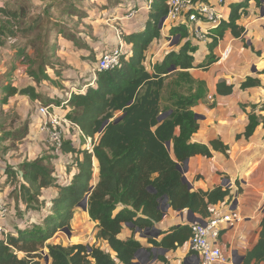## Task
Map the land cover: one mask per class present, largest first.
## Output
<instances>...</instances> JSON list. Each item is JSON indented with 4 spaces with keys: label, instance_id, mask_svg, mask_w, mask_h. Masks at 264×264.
Segmentation results:
<instances>
[{
    "label": "trees",
    "instance_id": "16d2710c",
    "mask_svg": "<svg viewBox=\"0 0 264 264\" xmlns=\"http://www.w3.org/2000/svg\"><path fill=\"white\" fill-rule=\"evenodd\" d=\"M249 1L234 4L228 19L209 28L212 40L208 42L210 54L206 62H196L198 46L188 39V29L178 24L169 28L167 36L173 47L149 69L146 66L148 48L162 37L160 24L168 13V0H151L143 28L122 34L123 40L132 44V53L121 56L118 68L98 71L94 85L86 82V92L73 93L68 100L72 107L68 117L79 124L86 135L100 133L94 154L77 150L70 142L65 143V152L83 155L81 160L77 158L78 171L71 182H58L52 155L23 161L17 169L5 166L6 181L19 182V188L15 190L19 191L18 201L24 203L26 211L40 210L41 205H45L46 201L41 200L43 188L56 187L58 195L52 198V205L44 211L40 222L29 221L16 226L15 232H10L6 241L0 242V264H41L43 247L48 248L51 257L47 264H136L143 250L151 252L153 247L176 250L191 239V222L172 225L166 231L155 228L166 214V205L175 211L190 210L206 220L211 216V205L232 200L233 194L227 187L194 190L183 180L180 167L195 155L210 158L213 151L228 154L229 145L220 138L208 144L191 140L199 130L194 107L208 94L206 82L193 78L191 70L208 69L218 60L214 50L227 31L235 37L244 34L245 27L238 21L248 14ZM255 1L258 7L264 4L263 0ZM29 15V10L22 4L0 6V44L3 38L33 28L36 21L31 23L32 26H23ZM60 32L65 35L63 30ZM26 61L29 62L28 73L35 83L53 81L45 61L39 62L36 68L37 62L33 58L28 56ZM172 68L175 70L170 71ZM256 86H261V81L251 76L241 83L242 89ZM233 87L220 81L217 92L229 94ZM0 90L3 95L0 106L17 94L28 96L32 101L41 99L36 87L30 84L17 87L9 81L0 86ZM166 91L168 96L165 98ZM51 101L47 99L44 103ZM247 114L244 135L248 138L255 132L260 119L252 111ZM106 121L110 122L102 129ZM262 124L264 126V118ZM95 163L99 179L97 174V184L91 190ZM89 192L87 211L91 220L97 223L96 238L107 241L111 251L91 243L47 244L46 241L59 229H71L73 213ZM124 225L132 230L131 237H119ZM154 230L159 236H147L148 246L135 237L137 232ZM158 259L163 264L169 263L164 255H158ZM262 263L264 216L259 239L243 261V264Z\"/></svg>",
    "mask_w": 264,
    "mask_h": 264
},
{
    "label": "crops",
    "instance_id": "0c3cea01",
    "mask_svg": "<svg viewBox=\"0 0 264 264\" xmlns=\"http://www.w3.org/2000/svg\"><path fill=\"white\" fill-rule=\"evenodd\" d=\"M148 1L149 0H146L145 3H148ZM243 1L244 0H227L226 4L221 6L219 10L225 14V19H228L232 6ZM7 3H11V0L2 1L0 6H4ZM144 5L143 7H145ZM263 7L264 4L262 7H258L255 0H250L247 8L248 14L238 21L240 25L245 27L244 34L241 37H235L230 30L227 31L224 37L219 40L218 46L214 50L218 60L208 69L203 70L201 68H194L191 70L193 78L205 81L208 89L207 96L194 107V111L199 119V130L193 135L191 140L208 144L211 140L220 138L225 144L229 145V151L228 154L220 151H213V156L210 158L202 155L192 156L187 161V171L184 172L183 175L187 178L194 190L212 189L216 186L230 188L231 193L233 194L232 200L229 201L227 199L224 202L211 205V216L206 219L221 217L228 214L230 211H235L239 214L240 219L236 221L233 226L226 223L221 224L218 236L211 239L215 245L223 250L229 264H234L232 261V253L237 252L240 256H245L248 250L257 243L259 239L260 222L264 216V126L262 124V119L264 118V109H262V106H264V16L261 14V9ZM146 11L147 10H143V15L140 14L138 17H116L122 21V24H119L123 30L122 34H130L133 31L142 29L145 19L147 18L148 12ZM145 14L146 17H143ZM65 25L71 26L70 24ZM212 26L213 25L203 24V27L207 28L208 31ZM170 27L163 25L162 36L168 38L167 36ZM165 29L166 33L164 32ZM97 31L98 30L94 33H86L84 31L79 33V36L76 33V36L72 38L65 37L61 34L59 43L63 49L66 48L65 50H68L69 52L75 51V48L79 49V51L76 52L78 57L74 58L68 56L66 60L78 64L76 67L81 65L84 69V64H86V62H92L91 55L97 57L99 52L104 48L114 47L120 43L117 38V33L116 35L109 34V37H104L105 39H100V41L97 37ZM112 32L114 34L113 30ZM91 33L93 36L89 35ZM188 39L194 45L198 46V50L195 53L196 62H206L210 54L208 42L212 40V36L208 34L205 39L198 40L189 34ZM90 40L92 43H90ZM123 43L129 52L128 54H131L132 44H129L126 41H123ZM227 49H230L228 55L225 58L221 57ZM163 57L160 60H162ZM95 62L93 63L94 65ZM91 75V72L88 71L87 77H90ZM51 76H53V74H51ZM80 76H82L81 73ZM248 76L260 79L261 86L242 89L241 83L245 81ZM74 77H77V75ZM86 79L87 78H84L83 80L85 83ZM220 81H225L228 85L232 84L234 86L233 92L229 94H219L217 92V84ZM46 82L47 81H44V83ZM44 83L41 82L40 84H37L33 80L31 81V84L37 87V91L47 97L45 100H53L48 102L45 106L51 104L63 106V109H60L59 111L66 114L71 112L72 107L69 105L68 100L73 93H76L74 86L69 91H65V93H60L58 91V93L49 92L46 94V85ZM55 89L59 90L58 88ZM59 93L60 96H58ZM252 105H256L257 107L252 108ZM249 111L254 112L259 117L260 124L257 126L253 135L247 138L245 137L244 132L248 123L247 113ZM37 115L40 120V126L33 125L36 126V129L40 127L39 130L43 133L41 135L47 139V129L42 127V118L39 114ZM30 131H32V128ZM76 149L79 150V147ZM30 150L28 158L27 155L20 154L11 161L17 164L18 167L21 162L32 160V153L36 157L47 155L36 145L34 148H30ZM77 158L81 160L83 155L79 153L74 154L75 163ZM62 159L65 160L66 157H62L57 161H52L56 168L55 175L59 183H69L71 182L73 175L78 171V168L76 164L71 165L70 168L69 166L67 167V165H61ZM56 173H58V175ZM15 188L16 187L13 186L12 190H15ZM5 195H7L5 192H1L0 197H4ZM56 195H58V188L56 187L42 189L41 200L46 201L45 205L42 206V217L44 211L51 207V200ZM16 205L17 203L15 202L14 197L10 194L8 205L9 214L5 219V224L12 232H15L16 226L25 223L24 219L15 216L16 213L14 211H16ZM78 210L79 208L77 207L73 213L71 225L78 214L81 215L82 213H86L84 214L86 219L83 223L90 220L88 211L82 210V212L79 213ZM29 213L30 211L28 212V215H30ZM194 216L196 218H201L198 214H194ZM42 217L39 221L42 220ZM193 218L194 217L188 215V210L175 211L173 208L169 207L164 218L155 224V228L166 231L172 225L189 223L190 219ZM30 220L36 222L35 220ZM11 221H16V226L12 225ZM91 222L94 226H97V223L93 220H90L88 225ZM97 232L98 229L96 227L94 236L90 241L89 238L88 240H83V235L77 236L79 237V240L77 241H72L75 236L71 235L70 241V237L68 236L67 239L69 240V243L63 245L68 246L77 243H91L106 251H111L107 241L96 238L95 235ZM144 232L145 231L135 233V237L138 238L137 234L140 236V234ZM58 233L59 232H56L55 235ZM71 233L74 234L73 231H71ZM132 234L133 232L129 226L124 225L119 237L127 238L131 237ZM140 241L144 245H149L147 243V237L146 242H143L142 240ZM144 252L148 254L147 258L145 257L146 259H144L139 256V258L136 259V264H163V262L158 259V255H164L167 257L169 261L168 264H201L200 256L196 251L192 250L190 240L176 250L153 247L151 252ZM44 253L46 256L48 254L42 252V255L44 256L43 259L46 261ZM46 262L50 263L51 257H49V261Z\"/></svg>",
    "mask_w": 264,
    "mask_h": 264
},
{
    "label": "rangeland",
    "instance_id": "374dc122",
    "mask_svg": "<svg viewBox=\"0 0 264 264\" xmlns=\"http://www.w3.org/2000/svg\"><path fill=\"white\" fill-rule=\"evenodd\" d=\"M2 1L4 0H0V3ZM145 2L146 0H11V4H22L29 10L30 15L26 19L25 24H23L24 27L32 26L31 23L34 21H36V24L33 28L30 27L31 29L26 32H19L16 36L2 39L3 43L0 44V86L9 81L18 87L29 84L35 86L31 84L32 79L28 73L29 62L26 61L28 56L37 62L35 68L39 62L42 61L48 64L47 71L53 81H47L46 83L42 81V83L46 85V94L49 92L58 93V91L60 93H65V91H69L74 85H83L85 83L83 81L84 78H87L86 82H88V79L92 76L87 77L88 71L91 72V74L94 73L95 65L93 63L97 58L91 55L92 62H86V64H84V69L81 65L76 67L78 64L68 62L66 60L68 56L74 58L78 57L76 52H78L79 49L75 48L73 52L65 50L66 48L63 49L59 43L61 37L60 30H63L64 34L68 37H75L76 33L78 35L84 31L86 33H94L98 30L97 37L99 40H102L107 38L109 34L116 35L117 32L122 33L123 30L121 25H119L122 24V21L116 17L122 18V16H125L126 18H131L132 13H134V16L138 17L140 14L143 15V10H147L146 12H148V9L143 7L144 4V6L147 4ZM143 17H146V14ZM65 24H70L71 26H66ZM164 32L166 33V29ZM89 35L93 36L92 33ZM90 43H92L91 40ZM172 44L173 42H170L169 38L164 36L154 40L150 45L151 47L149 46L148 48L146 66L151 69L153 64L160 61L168 48H172ZM80 73L82 76H80ZM51 74H53V76H51ZM76 75L77 77H74ZM60 93L58 96H60ZM167 96L168 92L166 91L165 98ZM1 97H3V95L0 90V98ZM46 98L44 94H41L40 100L32 101L28 96L17 94L10 97L7 104L0 106V194L1 192L7 194L4 197H0V203L8 207L11 194L17 203L16 211H14L16 213L15 216L24 219L25 223L31 222L30 219L36 222L39 221L43 214V212L41 213L42 208H40V211L29 210L30 215H28L29 211L25 210L24 203L18 201L19 191L12 190L13 186L17 189L19 188V182L6 181L4 173L5 166L11 165L17 169V164L11 160L20 154H25L28 158V153L31 151L30 148H34L35 145L38 146L43 153L45 152L47 155H52V161H57L62 157H66L65 160H61V165H67V167L69 166L70 168L71 165L75 164L74 157L57 153L56 148L49 141V129L46 130L48 133L47 139L41 135L43 133L39 130L40 127L36 129L35 125L40 126V120L37 115L38 105H46L44 103ZM31 128L32 131H30ZM19 136L22 137L20 139L14 138ZM31 157L32 160L37 158L33 153ZM94 168L95 174H93L92 185L97 184L96 177L98 174V166H96V163L94 164ZM56 174L58 175V173ZM78 208V212L81 213L83 209L80 207ZM84 214L86 213H83L85 221L86 218ZM90 220L88 222H90ZM2 222L5 224V219ZM88 222L86 221L83 223L81 222V218L77 219L75 217L71 225V231H73L74 234L71 233L68 235L66 232L59 229L57 235L48 239V242L46 241L47 244L51 242L54 244L55 242V244L66 245L69 243L67 237L69 236L71 241V235L75 236L72 241L79 240L77 236L81 235H83V240H88V238L89 241L92 240L97 226H94L92 222L88 225ZM11 224L16 226V221H11ZM137 237L143 242H146V238H141L139 234H137ZM42 252L48 254V248L43 247L41 254ZM147 255L148 254L144 251L140 253V256L144 259L147 258ZM20 256H24V253H20ZM40 263L47 264L43 258L40 259Z\"/></svg>",
    "mask_w": 264,
    "mask_h": 264
},
{
    "label": "built area",
    "instance_id": "2783aa9c",
    "mask_svg": "<svg viewBox=\"0 0 264 264\" xmlns=\"http://www.w3.org/2000/svg\"><path fill=\"white\" fill-rule=\"evenodd\" d=\"M151 2V1H150ZM150 2L145 8L149 9ZM227 0H168V13L164 21L165 26L184 25L190 36L202 40L209 34L203 24L217 25L223 19L225 14L219 8L226 4ZM134 16V13L131 14ZM122 33L117 32V38L120 43L114 47L104 48L97 55L95 69L92 76L88 79L91 85L96 82L98 71H108L118 68L121 64V56L129 52L123 43ZM230 49L225 50L221 57L225 58ZM76 92H86L87 85H74ZM63 106L54 104L45 106L39 105L37 112L43 120V126L49 129V141L56 148L57 153L74 157L72 152L63 151L65 143L70 142L75 148L86 150L94 154V147L99 139L100 133L94 136L86 135L79 124L68 117V113L59 111ZM42 126V127H43ZM50 126V127H48ZM95 157H93L94 160ZM9 208L0 203V242L6 241L7 236L12 232L2 221L7 218ZM240 216L235 211H230L221 217L206 220L204 226L199 222L191 223L193 235L190 239V245L193 251H196L201 259V264H229V261L223 250L212 242L213 237L219 234L221 224L226 223L233 226Z\"/></svg>",
    "mask_w": 264,
    "mask_h": 264
},
{
    "label": "water",
    "instance_id": "95a60500",
    "mask_svg": "<svg viewBox=\"0 0 264 264\" xmlns=\"http://www.w3.org/2000/svg\"><path fill=\"white\" fill-rule=\"evenodd\" d=\"M261 11H262V12H261L262 16H264V10H263V8L261 9ZM165 19H166V17H164V18L162 19V21H161V24H160V27H161V28H163V25H164V21H165ZM176 42H177V41H176ZM172 45H173V44H172ZM174 70H175L174 68L170 69V71H174ZM117 120H118V119H117ZM117 120H116V121H117ZM109 122H110V121H106V122L104 123L102 129H104V128L108 125ZM168 148L171 150V145H170V143H168ZM180 169H181V171H182L183 173L186 172V171H187V162L185 163L184 166H181ZM183 180H184L185 182H187V183L189 184L190 187H192L191 184L188 182V180H187V178H186L185 176H184ZM94 187H95V185H92V186H91V190H92ZM89 195H90V192L87 193V194L85 195L84 199H83V200L79 203V205H78V207L82 208V209L85 210V211L88 210L87 202H88ZM169 207H170L169 205H166V206L164 207V211L166 212L167 209H168ZM188 215H189L190 217H191V216L194 217L193 219H190L189 222H191V223L199 222V223H201V224L204 225V226L207 225L206 220H204V219H202V218H196V217L194 216V213H193L192 211L188 210ZM62 231L66 232L67 234H71V229H69V228H64V229H62ZM152 234H153L156 238L159 236V233H158L157 231H155V230L152 231V232L145 231L144 233H141L140 236L146 238L147 236L152 235ZM46 261H49V255L46 256ZM232 261H233L234 264H243L244 256H240L237 252H234V253H232Z\"/></svg>",
    "mask_w": 264,
    "mask_h": 264
},
{
    "label": "bare ground",
    "instance_id": "6f19581e",
    "mask_svg": "<svg viewBox=\"0 0 264 264\" xmlns=\"http://www.w3.org/2000/svg\"><path fill=\"white\" fill-rule=\"evenodd\" d=\"M98 172V171H97ZM76 218L78 219V218H81V222H83L84 221V218H83V213L81 214V215H76Z\"/></svg>",
    "mask_w": 264,
    "mask_h": 264
}]
</instances>
